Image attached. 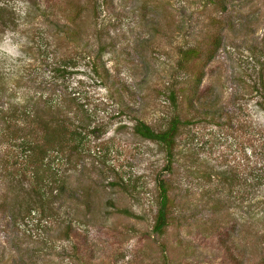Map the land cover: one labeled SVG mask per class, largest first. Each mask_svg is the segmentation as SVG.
<instances>
[{"label":"rangeland","instance_id":"374dc122","mask_svg":"<svg viewBox=\"0 0 264 264\" xmlns=\"http://www.w3.org/2000/svg\"><path fill=\"white\" fill-rule=\"evenodd\" d=\"M263 103L264 0H0V264H264Z\"/></svg>","mask_w":264,"mask_h":264},{"label":"trees","instance_id":"16d2710c","mask_svg":"<svg viewBox=\"0 0 264 264\" xmlns=\"http://www.w3.org/2000/svg\"><path fill=\"white\" fill-rule=\"evenodd\" d=\"M73 17H76V12H73ZM218 47V40L216 41V45H215V49ZM190 55L192 56H197V52L195 50V48H185L181 51V60H184L186 58H188ZM212 56V54H210L208 56V58H210ZM64 65H67V62H65L62 67H64ZM68 66V65H67ZM59 71L62 72L64 69L62 68H55L52 67L50 68V71ZM200 77L196 78V80L198 81ZM169 98H172L171 95L168 96ZM192 99V97H191ZM189 102H191L190 98H189ZM263 108H264V103L262 104ZM64 119H59L57 122L56 127L59 128L60 130H65V133L63 137L60 138L59 141H57V145L58 148L62 145H64L65 147L67 146H71L74 149H79L81 143L83 142V140L85 139L86 134L80 129L78 128H72V129H68L66 125H64ZM180 123L178 122V120H176L175 118H171L169 120V122L167 123V125L163 128V129H159L157 131L151 129L149 126L143 124L142 122H138L135 125H133V131L137 134H139L140 136H142L143 138L146 139H150V140H154L156 141L163 149L165 152V155L167 157V160L170 159L171 157V151L173 148V143H174V138L175 135L177 133V124ZM43 128L47 129V135H48V140L47 139H42V138H37V139H27L25 141V145L23 146V157H27V153L30 150L31 152H35L38 153V157L40 158L42 155L44 156L45 154V150L49 147H42V145L40 144V142L42 143H48L50 144L53 140H55L56 138L52 135V134H56V129L53 128V132L50 134V131L47 125H43ZM94 127H92L93 129ZM96 130V129H95ZM14 132V131H13ZM60 134H58L59 136ZM11 137L16 136V133H12V135H10ZM42 139V140H41ZM40 144V145H39ZM53 148V147H50ZM26 151V153H25ZM169 161V160H168ZM167 161V162H168ZM166 169H169V164L167 163L165 165ZM50 170V172H52V174H55L52 170V168L48 167V171ZM47 171V170H46ZM39 182H42L40 180H38ZM157 181V186L159 188V201H158V207H157V211H156V216H155V223L153 225V230H155L157 233H161L162 232V227L164 226L165 222V215L168 211V207L170 205V199L167 196V192L169 189L168 183L163 179V178H158L156 179ZM51 182H57V190H62L63 187L65 186L62 178H58L56 179V177H54V179H52ZM41 186L37 187L36 190H40ZM40 197L43 198V192L40 193ZM32 209V208H31ZM31 209H28L29 211H31Z\"/></svg>","mask_w":264,"mask_h":264},{"label":"clouds","instance_id":"9594fccd","mask_svg":"<svg viewBox=\"0 0 264 264\" xmlns=\"http://www.w3.org/2000/svg\"><path fill=\"white\" fill-rule=\"evenodd\" d=\"M19 46H16V54L19 55V51H18Z\"/></svg>","mask_w":264,"mask_h":264}]
</instances>
